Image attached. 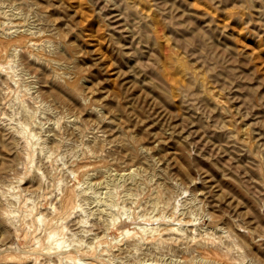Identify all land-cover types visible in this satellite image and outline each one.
I'll return each mask as SVG.
<instances>
[{
	"label": "rangeland",
	"instance_id": "374dc122",
	"mask_svg": "<svg viewBox=\"0 0 264 264\" xmlns=\"http://www.w3.org/2000/svg\"><path fill=\"white\" fill-rule=\"evenodd\" d=\"M0 38V264H264V0H0Z\"/></svg>",
	"mask_w": 264,
	"mask_h": 264
},
{
	"label": "bare ground",
	"instance_id": "6f19581e",
	"mask_svg": "<svg viewBox=\"0 0 264 264\" xmlns=\"http://www.w3.org/2000/svg\"><path fill=\"white\" fill-rule=\"evenodd\" d=\"M6 14H7V13H6ZM2 15H3V14H2ZM0 39H1V38H0ZM4 40H5V39H4ZM39 41H40V40H39ZM40 42H41V41H40ZM34 45H35V44H34ZM38 45H39V44H38ZM0 46L3 47L2 45H0ZM31 46H32V45H31ZM24 48H25V47H24ZM2 52H3V51H2ZM0 53H1V52H0ZM0 56H1V55H0ZM6 64H7V63H6ZM6 66H8V65H6ZM14 71H15V70H14ZM7 80H8V79H7ZM5 89H6V88H5ZM12 89L14 90V88H12ZM6 91H7V90H6ZM8 91H9V90H8ZM2 95H4V94H2ZM17 95H18V94H17ZM14 96H15V95H14ZM2 107H3V106H2ZM35 108H36V107H35ZM32 112H33V111H32ZM28 115H29V114H28ZM3 117H4V116H3ZM28 118H29V117H28ZM31 120H32V119H31ZM7 121H8V120H7ZM21 122H22V121H21ZM2 123H3V122H2ZM0 125H1V124H0ZM18 125H19V124H18ZM18 125H16V126H18ZM21 125H22V123H21ZM26 127H27V126H26ZM29 127H30V126H29ZM32 127H33V126H32ZM19 129H20V128H19ZM32 129H33V128H32ZM12 130H13V129H12ZM19 131H20V130H19ZM21 131H22V129H21ZM24 131H25V130H24ZM33 132H34V131H33ZM9 133H10V132H9ZM15 134H16V133H15ZM20 134H21V133H20ZM20 134H19V135H20ZM25 135L27 136V134H25ZM21 136H22V134H21ZM21 136H20V137H21ZM31 136H32V134H31ZM17 137H18V136H17ZM22 137H23V136H22ZM29 137H30V136H29ZM29 137H28V138H29ZM5 138H6V137H5ZM28 138H27V139H28ZM29 140H30V139H29ZM21 141H23V140H21ZM27 141H28V140H27ZM24 142H25V141H24ZM25 143H26V142H25ZM28 143H29V142H28ZM29 144H30V143H29ZM39 146H40V145H39ZM20 147H21V146H20ZM27 147H28V146H27ZM29 149H30V148H29ZM32 152H33V151H32ZM26 153H27V152H26ZM88 155H89V154H88ZM51 156H52V155H51ZM51 156H50V157H51ZM25 158H26V157H25ZM25 158H24V159H25ZM32 160H33V159H32ZM28 161H29V160H28ZM44 161H45V160H44ZM45 162H46V161H45ZM73 190L75 191V189H73ZM154 191H155V190H154ZM67 193H68V192H67ZM70 193H71V194H70ZM70 193H69V194H66V196L63 198L62 202H61V200H60V202H61V206L58 205V206L60 207V210L57 208L58 211H59L58 213H60V216H59L60 218H62V216L64 217V215H66V214L69 212V209H70L69 206L71 205V203H72L71 201H72V198H73V196H72V192H70ZM13 195H14V194H13ZM77 195H78V194H77ZM0 197H1V196H0ZM2 197H3V196H2ZM9 198H10V197H9ZM9 198H8V199H9ZM61 199H62V198H61ZM17 201H18V200H17ZM76 201H77V200H76ZM6 202H7V201H6ZM24 202H25V201H24ZM28 202H29V201H28ZM24 204H25V203H24ZM30 204H31V202H30ZM59 204H60V203H59ZM77 204H78V203H77ZM25 207H26V206H25ZM16 208H17V207H16ZM74 208H75V207H74ZM57 209L55 210L54 213H56ZM77 209H78V208H77ZM4 210H5V209H4ZM73 210H74V209L72 208L71 211L73 212ZM11 211H13V210H11ZM27 211H28V210H27ZM34 211H35V210H34ZM71 211H70V212H71ZM2 213H3V212H2ZM12 213H13V212H12ZM23 213H24V212H23ZM38 213H39V212H38ZM61 213H62V214H61ZM4 214H5V213H4ZM6 214H9V213H6ZM11 215H12V214H11ZM29 215H32V214H29ZM58 215H59V214H57L56 216H58ZM61 215H62V216H61ZM68 215H69V214H68ZM3 216H4V215H3ZM3 216H2V217H3ZM40 216H41V215H40ZM40 216L38 215V216L35 217V218H38L39 221H40V220L42 221V219H43L42 217H43L44 215H43L42 217H40ZM9 217H10V216H9ZM41 218H42V219H41ZM56 218H57V217H56ZM60 218H59V219H60ZM59 219H58V220H59ZM84 219H85V218H84ZM7 220H8V219H7ZM9 220H11V219H9ZM51 220H52V219H51ZM61 220H62V219H61ZM63 220H65V218H64ZM63 220H62V221H63ZM150 220H151V219H150ZM24 221H25V220H24ZM75 221H76V220H75ZM81 221H82V220H81ZM113 221H114V220H113ZM115 221H116V219H115ZM51 222H53V221H51ZM51 222H50V224H51ZM83 222H84V221H83ZM8 223H9V221H8ZM26 223H27V222H26ZM48 223H49V222H48ZM61 223H62V222H61ZM43 224H44V223H43ZM50 224H49V225H50ZM176 224H177V222H176ZM44 225H45V224H44ZM51 225H52V224H51ZM162 225H163V224H162ZM167 225H168V224H167ZM167 225H166V226H167ZM171 225H172V224H171ZM25 226H26V225H25ZM27 226H28V225H27ZM108 226H109V225H108ZM173 226H174V225H173ZM48 227H50V226H48ZM64 227H65V226H64ZM175 227H176V226H175ZM24 228H25V227H24ZM26 228H27V227H26ZM58 228H59V227H58ZM161 228H162V227H161ZM50 229H51V228H49V230H50ZM56 229H57V228H56ZM56 229L53 230V227H52V230H51V231L48 230V234H47V232H46V234H47L46 236H47V240H48V241H49V240H52V239H51L52 237H53V239L55 238V236H56V234H57V232H58V231H55ZM73 229H74V228H73ZM82 229H83V228H82ZM151 229H152V228H151ZM168 229H169L171 232H172V231L174 232V230H175V229H173V228H171V227H168ZM58 230H59V229H58ZM62 230H63V229H62ZM80 230H81V229H80ZM149 230H150V229H149ZM169 230H167V228H166V231H169ZM44 231H46V230H44ZM126 231H127V230H126ZM170 231H169V232H170ZM25 232H27V231H25ZM151 232H152V231H151ZM158 232H159V231H158ZM127 233H128V232H127ZM130 233H131V232H130ZM208 233H209V232H208ZM59 234H60V232H59ZM62 234H63V232L61 233V235H62ZM28 235H29V234H28ZM57 235H58V234H57ZM169 235H170V234H169ZM33 236H34V235H33ZM194 236H195V235H194ZM207 236H208V235H207ZM36 237H37V236H36ZM144 237H145V235H144ZM152 237H154V236H152ZM58 238H59V236H58ZM60 238H61V237H60ZM158 238H159V237H158ZM194 238H195V237H194ZM194 238H193V239H194ZM37 239H38V238H37ZM199 239H200V238H199ZM210 239H211V238H210ZM195 240H196V239H195ZM139 241H140V240H139ZM59 242L61 243V241H59ZM202 242H203V241H202ZM33 243H34V242H33ZM33 243H32V244H33ZM198 243H199V242H198ZM212 243H213V242H212ZM56 244H58V243H56ZM56 244H55V245H56ZM61 244H62V243H61ZM61 244H60V245H61ZM140 244H141V243H140ZM30 245H31V244H30ZM38 245H39V244H38ZM38 245H37V247H38V250H39V247H41L42 245H40V246H38ZM49 245L51 246L52 244H49ZM58 245H59V244H58ZM60 245H59L58 247L56 246L55 248H56V249H57V248H60ZM62 245H63V244H62ZM105 245H106V244H105ZM201 245H202V244H201ZM204 245H205V244H204ZM31 246H32V245H31ZM34 246H36V245L34 244ZM50 246H49V247H46L45 245H43L42 247H43V249H48V248H50ZM32 247H33V246H32ZM37 247H36V248H37ZM42 247H41V248H42ZM207 247H208V246H207ZM61 248H62V247H61ZM80 248H81V247H80ZM43 249H42V251H43ZM50 249H51V248H50ZM50 249H48V252H49ZM52 249H53V246H52ZM56 249H55V250H56ZM78 249H79V248H78ZM88 249H89V248H88ZM221 249H222V248H221ZM32 250H35V249L32 248ZM32 250H31V252H32ZM62 250H63V249H61V252H62ZM76 250H77V249H76ZM79 250H80V249H79ZM79 250H77L76 252H78ZM92 250H93V249H92ZM63 251H64V250H63ZM65 251H67V250H65ZM65 251L63 252V254H66ZM81 251H82V250H81ZM228 251H229V250H228ZM31 252H29V253H31ZM36 252H38V251L35 250V253H36ZM72 252H73V251H71V252L69 253V255H70ZM74 252H75V251H74ZM87 252H88V251H87ZM87 252H86V253H87ZM96 252H97V251H96ZM99 252H100V251H99ZM104 252H105V251H103V253H104ZM29 253H28V254H29ZM39 253H41V251H39V252L37 253V255H38ZM42 253H44V252H42ZM46 253H47V252H46ZM49 253H50V252H49ZM57 253H58V252H57ZM86 253H85V254H86ZM103 253L101 252V255H103ZM51 254H52V252H51ZM59 254H60V253H59ZM72 254H73V253H72ZM88 254H90V253H88ZM94 254H95V253H94ZM96 254H97V253H96ZM99 254H100V253H99ZM99 254H98V255H99ZM56 255H57V254H56ZM56 255H55V256H56ZM69 255L66 256L67 259L65 258L67 262L70 261V260H72L71 256H69ZM73 255H76V254L74 253ZM80 255H81V254H80ZM224 255H225V253H224ZM35 256H36V254H34V256H32V259H33ZM43 256H44V254H43ZM48 256H49V255H48ZM50 256H52V255H50ZM61 256H62V255H61ZM64 256H65V255H64ZM76 256H77V255H76ZM39 257H40V256H39ZM46 257H47V256H46ZM59 257H60V256H59ZM59 257L57 256L56 259H57V258L59 259ZM72 257H73V256H72ZM91 257H92V256H91ZM96 257H97V255L95 256V260H96ZM99 257H100V256H99ZM99 257H98V258H99ZM101 257H102V256H101ZM218 257H219V255H218ZM25 258H26V257H25ZM28 258H29V257H28ZM30 258H31V257H30ZM93 258H94V256H93ZM63 259H64V258H63ZM99 259H100V258H99ZM206 259H207V258H206ZM24 260H25V259H24ZM27 260H29V259H27ZM60 260H61V259H60ZM90 260H91V259H90ZM122 260H123V259H122ZM33 261H34V260H33ZM37 261H38V260H37ZM47 261H48V260H47ZM58 261H59V260H58ZM92 261H93V260H92ZM215 261H216V260H215ZM35 262H36V261H35ZM77 262H79V261H76V263H77ZM97 262H99V261H97ZM211 262H212V261H211ZM216 262H217V261H216ZM221 262H222V261H221ZM33 263H34V262H33ZM80 263H83V262H80ZM218 263H219V261H218ZM223 263H224V262H223ZM233 263H234V262H233ZM233 263H232V264H233ZM85 264H86V263H85ZM87 264H88V263H87ZM91 264H92V262H91ZM193 264H194V263H193ZM215 264H216V263H215Z\"/></svg>",
	"mask_w": 264,
	"mask_h": 264
}]
</instances>
